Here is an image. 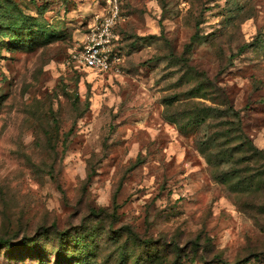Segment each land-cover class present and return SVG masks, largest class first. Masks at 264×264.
<instances>
[{"label":"rangeland","instance_id":"rangeland-1","mask_svg":"<svg viewBox=\"0 0 264 264\" xmlns=\"http://www.w3.org/2000/svg\"><path fill=\"white\" fill-rule=\"evenodd\" d=\"M116 4L99 73L110 0H0V264H264V0Z\"/></svg>","mask_w":264,"mask_h":264},{"label":"built area","instance_id":"built-area-1","mask_svg":"<svg viewBox=\"0 0 264 264\" xmlns=\"http://www.w3.org/2000/svg\"><path fill=\"white\" fill-rule=\"evenodd\" d=\"M110 5L108 15L83 35L80 49L72 56V62L78 67L99 73L119 72L123 58L114 33L118 17L116 0H110Z\"/></svg>","mask_w":264,"mask_h":264},{"label":"trees","instance_id":"trees-1","mask_svg":"<svg viewBox=\"0 0 264 264\" xmlns=\"http://www.w3.org/2000/svg\"><path fill=\"white\" fill-rule=\"evenodd\" d=\"M244 47H242L241 49H243ZM240 49V50H241ZM206 110H210V111H215L216 110V108H210V107H207V109ZM230 110H231V112L233 113V115H234V117H236L237 119H239V114H238V112L236 111V110H234L232 107H230ZM195 120L196 118H195V115L194 116H190V120ZM204 143H202L201 145H199V147H198V150L200 151V153L201 154H206V152H205V149H204ZM263 160H264V158H263ZM208 163L210 162V161H207ZM211 164V163H210ZM0 243L1 244H6L7 242L6 241H3V240H0ZM248 261V258H244L241 262H247ZM221 264H228V263H226V262H222L221 261ZM235 264H240V263H235Z\"/></svg>","mask_w":264,"mask_h":264}]
</instances>
